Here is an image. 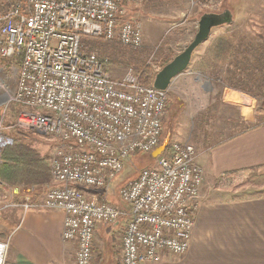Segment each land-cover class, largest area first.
<instances>
[{
	"label": "built area",
	"instance_id": "1",
	"mask_svg": "<svg viewBox=\"0 0 264 264\" xmlns=\"http://www.w3.org/2000/svg\"><path fill=\"white\" fill-rule=\"evenodd\" d=\"M0 1L8 3L0 13V60L19 58L14 127L60 141L50 174L61 186L49 188L38 206L62 212V239L76 243L73 264H90L94 229L123 215L121 264L157 263L163 251L183 255L203 180L190 144L171 142L155 167L142 169L119 189L128 212L96 195L107 191L128 157L158 146L167 90L141 85L131 70L112 80L81 38L140 47L141 24L129 8L145 0ZM218 1L189 4L213 7ZM21 206L33 205L27 200ZM6 251L7 242L0 241V264Z\"/></svg>",
	"mask_w": 264,
	"mask_h": 264
},
{
	"label": "crops",
	"instance_id": "2",
	"mask_svg": "<svg viewBox=\"0 0 264 264\" xmlns=\"http://www.w3.org/2000/svg\"><path fill=\"white\" fill-rule=\"evenodd\" d=\"M257 1L254 15L260 16L262 0ZM233 2L221 0L220 6L230 11L231 22ZM214 37L208 39L191 67L176 76L167 89L166 106L173 103L176 107V129L171 137L194 148L195 162L203 171L190 244L183 255L163 251L159 262L144 264H264V195L231 197L213 187L240 173L249 174L251 179L264 175V120L257 118L263 114L264 102L257 105L250 96L254 93L250 87L247 94L225 83L229 79L225 77L234 72L233 66L223 68V83L213 74L194 70V64ZM260 37L264 39V28ZM258 41L261 42L259 38ZM247 43L237 42V54H241L239 47L243 49ZM7 65L13 66L0 60L1 71ZM6 100L5 94L0 93V106ZM256 119L257 124L250 125ZM12 123L14 127L15 118ZM210 184L212 188L206 187ZM59 186L52 178L45 187L38 188L10 187L0 182V241L7 242L4 264L74 263L76 243L62 239V212L38 206L49 188ZM27 200L33 206L24 209L21 205ZM126 221L117 240L105 228L110 224L97 225L90 264H121V237Z\"/></svg>",
	"mask_w": 264,
	"mask_h": 264
},
{
	"label": "rangeland",
	"instance_id": "3",
	"mask_svg": "<svg viewBox=\"0 0 264 264\" xmlns=\"http://www.w3.org/2000/svg\"><path fill=\"white\" fill-rule=\"evenodd\" d=\"M189 3L190 0H146L143 3L131 5L129 8V15L139 21L142 34V43L139 49L135 51L127 50L126 47L114 42L107 41L104 42V44H97L96 38L86 36L82 37L81 42L86 46L99 45L107 50L108 54L106 58L108 62L104 64L103 69L112 80H122L129 70L135 74L137 66L141 64H149L152 69L157 72V70L161 69L160 63L165 57L172 59L192 40L197 31V22L201 14L223 11V9L220 8L221 0L218 1V3H220L219 5L216 3L213 7H208V5L204 4L190 7ZM7 4L6 1H0V13ZM257 7V0H234L233 6L231 7L234 12V21L213 28L208 39L219 33L225 34L227 32H234L237 33L238 38H242L246 42H255L254 40H258L262 35L264 28V12H262L264 11V0L261 1L260 5V16L254 15V9ZM208 39L193 51L189 67L192 65V60L203 51ZM93 52L97 55L101 54L100 51L94 50ZM102 56L103 55H101L100 58H104V56ZM189 67L187 69H189ZM16 78L17 67L14 65L2 69V71L0 70V93L5 94L7 99L4 105L0 106V145L3 143L2 147H4L11 143L13 138H17L31 147L34 151L38 152L40 158L46 157L45 164L50 169V159L52 153L60 144L59 139L50 134L44 135L35 131H20L11 125L18 113L15 110L18 106L12 102V96L16 87ZM260 96L261 95H259L258 99L251 97L256 100L258 106H262V102H264V98ZM175 109L176 107L173 103L171 105L169 104V108L168 105L165 106L161 118L162 134L159 145L165 143L168 147L174 139L171 136L176 129L175 120L173 119ZM262 113L261 116L257 117L259 120H264V110ZM258 119L250 125L257 124L259 121ZM169 121H172V127L169 126ZM173 142L180 141L174 139ZM156 160L157 159L152 160L150 153H136L131 155L124 162L122 171L114 177L107 191H97V199H103L113 204L119 210L125 211L124 213L128 212L129 206L120 198L118 193L119 189L127 181L136 178L142 169L155 167ZM249 177L250 175L247 173H240L231 176L223 183L219 182V186L213 184V187L227 192L231 197L264 195V186H250L251 184L253 185L252 181L254 179ZM206 187H211V184L206 185ZM81 189L86 192H91V190L86 187H81ZM124 217L125 220H127V216L123 215L115 223L105 227L108 231H112L113 238L115 236L116 240L119 230L124 225ZM122 220L124 221L120 224Z\"/></svg>",
	"mask_w": 264,
	"mask_h": 264
},
{
	"label": "trees",
	"instance_id": "4",
	"mask_svg": "<svg viewBox=\"0 0 264 264\" xmlns=\"http://www.w3.org/2000/svg\"><path fill=\"white\" fill-rule=\"evenodd\" d=\"M96 39L97 44L107 42L101 38ZM259 39L261 42L254 40L255 42L245 44V48L243 49L239 47L241 54H237V42L242 43L244 39L238 38L237 33L234 32L217 35L211 40L201 58L194 64V70L201 74H213L215 78H219L220 83H223L224 80L221 77L223 68L225 66H233L234 72L225 77L229 78L228 81L225 80V83L231 88L247 94H249L248 88L250 87L254 92L250 94L251 97L258 99L259 95H261L260 97L264 98V39L262 37H259ZM83 47L89 52H93L94 50L100 51V55L95 54L103 67L108 62L106 58L108 53L103 47L99 45H83ZM126 48L130 51L139 49V47L136 49ZM101 55L104 58H100ZM170 60L171 58L165 57L160 63V67L166 65ZM6 61H9L11 65L18 68V57L7 60L3 59L4 63ZM7 67L8 65L5 66V68ZM136 69L135 74L139 83L145 86L152 85L156 74L152 67L149 64H141ZM15 110L18 112L19 107ZM168 147H166L161 156H166ZM45 161L46 157L40 158L38 152L34 151L21 140L13 138L11 143L0 150V182L10 187H45L51 179L50 169L45 164ZM252 179H254L252 181L253 185L264 184V175Z\"/></svg>",
	"mask_w": 264,
	"mask_h": 264
},
{
	"label": "water",
	"instance_id": "5",
	"mask_svg": "<svg viewBox=\"0 0 264 264\" xmlns=\"http://www.w3.org/2000/svg\"><path fill=\"white\" fill-rule=\"evenodd\" d=\"M232 21L230 11L223 10L220 13H204L197 22V31L188 45L170 62L161 67L154 76L152 86L158 90H167L171 81L186 71L191 62L193 51L209 38L211 30L215 27L228 24ZM1 139V137H0ZM3 143L0 145V149ZM167 144H161L150 152L152 159H157L165 151Z\"/></svg>",
	"mask_w": 264,
	"mask_h": 264
},
{
	"label": "bare ground",
	"instance_id": "6",
	"mask_svg": "<svg viewBox=\"0 0 264 264\" xmlns=\"http://www.w3.org/2000/svg\"><path fill=\"white\" fill-rule=\"evenodd\" d=\"M154 149H155V148H154ZM154 149H153V150H154ZM159 157H160V156H159ZM159 157H158V158H159Z\"/></svg>",
	"mask_w": 264,
	"mask_h": 264
},
{
	"label": "flooded vegetation",
	"instance_id": "7",
	"mask_svg": "<svg viewBox=\"0 0 264 264\" xmlns=\"http://www.w3.org/2000/svg\"><path fill=\"white\" fill-rule=\"evenodd\" d=\"M218 13H220V12H218Z\"/></svg>",
	"mask_w": 264,
	"mask_h": 264
}]
</instances>
